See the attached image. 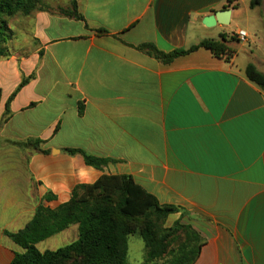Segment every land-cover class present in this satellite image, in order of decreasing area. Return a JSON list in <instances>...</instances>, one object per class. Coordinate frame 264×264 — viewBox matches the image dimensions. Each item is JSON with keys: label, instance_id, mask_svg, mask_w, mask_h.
<instances>
[{"label": "crops", "instance_id": "crops-1", "mask_svg": "<svg viewBox=\"0 0 264 264\" xmlns=\"http://www.w3.org/2000/svg\"><path fill=\"white\" fill-rule=\"evenodd\" d=\"M249 1L75 0L81 21L45 10L29 19L27 47L0 57V121L9 111L0 125V264L22 252L7 234L38 205L55 209L102 175L130 176L178 208L167 220L198 237L194 264H264V92L244 76L249 58L264 74V13ZM222 9L228 25H202ZM239 30L245 44L231 39ZM204 40L223 42L227 54L199 48L164 65L138 49L169 53ZM35 139L47 154L30 148ZM66 149L115 162L98 170ZM52 239L74 242L77 225L37 250H56H40Z\"/></svg>", "mask_w": 264, "mask_h": 264}, {"label": "trees", "instance_id": "trees-1", "mask_svg": "<svg viewBox=\"0 0 264 264\" xmlns=\"http://www.w3.org/2000/svg\"><path fill=\"white\" fill-rule=\"evenodd\" d=\"M262 1L250 0L249 7H260ZM36 3L37 0H0V57L8 55V27L5 17L16 13L28 15ZM67 16L83 20L77 13L75 0H71V13ZM97 32L102 33L105 30ZM221 40L224 38L221 37ZM199 48L209 51L216 58L228 52L223 42L211 40H204L186 50H174L169 53L158 51L148 44L138 47L140 51L164 65ZM244 76L264 92V74L254 65L248 64L244 68ZM32 77L31 75L23 78L10 98ZM8 114L7 104L0 125L6 121ZM42 144L43 141L39 139L29 142L33 151L47 154V150L41 149ZM65 152L70 155L79 154L87 166L98 170L115 162L91 156L79 149H66ZM50 199L52 198H45ZM177 212L178 208L174 206L159 205L157 200L136 185L130 176L102 175L93 184L76 186L70 200L55 209L38 205L33 218L22 230L7 234L22 250L21 253L14 254L10 264H128V238L134 235L139 236L144 244L143 264H155L168 252L166 237L180 231L187 233L185 245L169 258L166 264H194L199 254L200 242L190 227L176 223L175 227L168 229L166 236L162 237L160 224ZM72 225H77V239L74 242L56 250H37V243Z\"/></svg>", "mask_w": 264, "mask_h": 264}, {"label": "rangeland", "instance_id": "rangeland-1", "mask_svg": "<svg viewBox=\"0 0 264 264\" xmlns=\"http://www.w3.org/2000/svg\"><path fill=\"white\" fill-rule=\"evenodd\" d=\"M41 10H45L49 13H60V14L68 15L69 13H71V0H37V3L35 4V6L32 8V10L30 11L28 15L16 13L12 16L5 17V21L8 27L7 29L8 40H7L6 48L9 50V52H13V50L19 49V48L23 49L25 46L27 47L28 38L26 36L29 33L28 32L29 27H30L29 19L32 18V16L36 12L41 11ZM235 38L236 37L234 35L231 37V39H235ZM261 53L262 54L264 53V49L261 51ZM249 59H250V62L254 63L255 65H258V61H256V59H252V58H249ZM259 66H262V65L259 64ZM176 223H179V221L174 222L171 219L167 220L166 218L165 221L160 224V229L163 230L162 237L166 236V234L168 233V229L175 227ZM159 234L160 232H158V235ZM186 234L187 233H185V231H180L178 233H173L170 236H167L166 242L168 244V252L164 257H162L161 260L157 261L155 264L168 263V259L173 257V255L176 252H179L181 247L185 245L184 240H185ZM129 239H130L129 241L130 251L128 255V264H143V259L140 254L141 253L140 237L137 235H134V236H130ZM54 241L55 240L52 239L50 240V242L40 245V250L58 248L60 246H63L66 243V241H58L56 243H54ZM133 242H135L137 246L132 245Z\"/></svg>", "mask_w": 264, "mask_h": 264}, {"label": "water", "instance_id": "water-1", "mask_svg": "<svg viewBox=\"0 0 264 264\" xmlns=\"http://www.w3.org/2000/svg\"><path fill=\"white\" fill-rule=\"evenodd\" d=\"M263 13H264V0L262 1ZM229 9H222L214 12L211 15L204 17L201 21L202 25L207 28L213 27L216 24L228 25L229 24Z\"/></svg>", "mask_w": 264, "mask_h": 264}, {"label": "built area", "instance_id": "built-area-1", "mask_svg": "<svg viewBox=\"0 0 264 264\" xmlns=\"http://www.w3.org/2000/svg\"><path fill=\"white\" fill-rule=\"evenodd\" d=\"M235 36L240 43L245 44L247 42V34L245 31L239 30L236 32Z\"/></svg>", "mask_w": 264, "mask_h": 264}]
</instances>
